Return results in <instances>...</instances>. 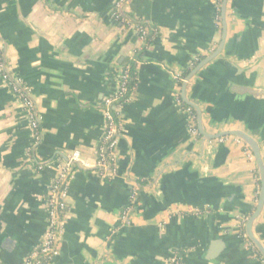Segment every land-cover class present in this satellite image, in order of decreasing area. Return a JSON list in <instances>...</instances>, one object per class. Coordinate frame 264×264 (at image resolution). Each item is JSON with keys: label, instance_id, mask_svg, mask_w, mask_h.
<instances>
[{"label": "crops", "instance_id": "0c3cea01", "mask_svg": "<svg viewBox=\"0 0 264 264\" xmlns=\"http://www.w3.org/2000/svg\"><path fill=\"white\" fill-rule=\"evenodd\" d=\"M116 1L0 0L1 58L29 89L41 132L34 144L26 110L0 77V262L23 264L39 244L55 164L75 150L95 159L102 100L130 66L118 174L73 167L54 263L264 264L238 226L259 192L248 145L232 135H192L175 98L174 75L185 81L221 42L215 15L223 0H125L127 24L112 16ZM185 94L205 133L248 134L264 163V0H226L223 47ZM131 181L137 201L121 223ZM252 232L264 247V205Z\"/></svg>", "mask_w": 264, "mask_h": 264}, {"label": "built area", "instance_id": "2783aa9c", "mask_svg": "<svg viewBox=\"0 0 264 264\" xmlns=\"http://www.w3.org/2000/svg\"><path fill=\"white\" fill-rule=\"evenodd\" d=\"M125 0H117L114 3L112 16L115 21L127 24V21L121 14V7ZM215 20L217 26L221 24L220 6L217 4ZM141 37H145L148 33L147 28L139 27ZM2 44L0 42V77L4 83L10 88L12 93L20 100L22 106L27 112L30 129L34 139V144L38 143L41 137L39 127V117L36 113L35 102L32 99L29 89L21 82L20 79L11 75L6 67L5 61L1 58ZM197 60V59H196ZM133 74L130 66L123 67L117 76L116 87L114 91L103 98L101 111L103 115V134L101 142L96 151L95 159L91 160L84 157L80 151H73L69 156L68 163L58 162L55 164V176L48 192L45 208L47 213V222L39 244L24 258L23 264H55L54 260L59 254V241L63 234L62 215L67 209L68 199V181L73 176V167L77 166L84 169L96 171L103 178L112 179L118 174V138L121 132V108L122 105L131 97V82ZM174 79L177 82V92L175 94L176 101L182 105L183 101L180 96V84L184 81L182 75L175 74ZM184 111L188 118V129L192 135H197L196 115L190 104H183ZM238 141L239 138H237ZM246 154L254 160L251 150L246 147ZM45 164L39 165L41 169ZM138 184L135 181L130 182V193L128 203L124 207L120 215L121 223L127 220L137 201ZM246 218L238 220V226L241 229L242 237L248 239L244 232L243 224ZM251 244V242H249ZM171 264H180L175 258L171 259ZM0 264H2L0 262Z\"/></svg>", "mask_w": 264, "mask_h": 264}, {"label": "water", "instance_id": "95a60500", "mask_svg": "<svg viewBox=\"0 0 264 264\" xmlns=\"http://www.w3.org/2000/svg\"><path fill=\"white\" fill-rule=\"evenodd\" d=\"M221 19H222V28H223V36H222L221 42L219 46L210 55H207L206 57L201 59L195 65V67L187 74V76L185 77V81L183 82V85H182V98L186 103L190 104L195 109L196 114H197V121H198V131L200 135L205 137V139H214V138H219V137H223L227 135H232V136L238 137L244 143H246L248 147L250 148L251 152L253 153L254 159L256 162L257 171H258V177H259V192H258V198L255 204L254 210L246 221L245 230H246L248 239L252 242L256 250L261 254V256L264 259V247L260 243V241L255 237L254 233L252 232V225L254 221L256 220V218L259 216L260 212L262 211L263 205H264V163H263V159L261 156V151L258 146V143L251 136L239 130L223 131V132L216 133V134L205 133L200 123V111L198 107L194 105L192 102H190L186 98V94H185L187 82L192 78V76L200 68H202L206 63H208L210 60L216 57L220 53L223 47L225 35H226V0L222 1Z\"/></svg>", "mask_w": 264, "mask_h": 264}, {"label": "trees", "instance_id": "16d2710c", "mask_svg": "<svg viewBox=\"0 0 264 264\" xmlns=\"http://www.w3.org/2000/svg\"><path fill=\"white\" fill-rule=\"evenodd\" d=\"M120 23V22H117ZM188 70L185 71V74H187ZM183 104L185 105V103L183 102ZM259 254V253H258ZM261 257V255H259Z\"/></svg>", "mask_w": 264, "mask_h": 264}]
</instances>
